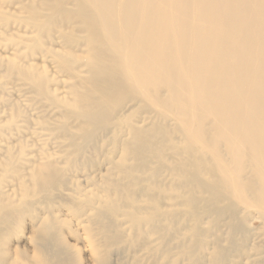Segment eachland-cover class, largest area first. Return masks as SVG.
I'll use <instances>...</instances> for the list:
<instances>
[{
	"label": "bare ground",
	"instance_id": "bare-ground-1",
	"mask_svg": "<svg viewBox=\"0 0 264 264\" xmlns=\"http://www.w3.org/2000/svg\"><path fill=\"white\" fill-rule=\"evenodd\" d=\"M2 1L0 264H264V0Z\"/></svg>",
	"mask_w": 264,
	"mask_h": 264
},
{
	"label": "rangeland",
	"instance_id": "rangeland-1",
	"mask_svg": "<svg viewBox=\"0 0 264 264\" xmlns=\"http://www.w3.org/2000/svg\"><path fill=\"white\" fill-rule=\"evenodd\" d=\"M32 2H34V1H32ZM14 3H16V2H14ZM35 3L36 2L30 3V4H35ZM9 5H14V4H9ZM4 7H6V8H4ZM7 9H12V7H10V6L8 7L7 4L3 3V1L0 0V19L2 17L1 12H3V10H7ZM251 224L253 227H257V225H258L255 221H252ZM24 232L27 233L28 232L27 229H24ZM68 241L70 243L74 242L70 238H68ZM82 261H83V264H91V260L87 259V254L85 252L82 254Z\"/></svg>",
	"mask_w": 264,
	"mask_h": 264
}]
</instances>
